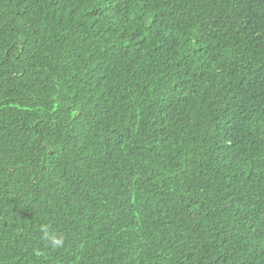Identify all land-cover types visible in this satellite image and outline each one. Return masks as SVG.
I'll list each match as a JSON object with an SVG mask.
<instances>
[{
    "label": "trees",
    "instance_id": "1",
    "mask_svg": "<svg viewBox=\"0 0 264 264\" xmlns=\"http://www.w3.org/2000/svg\"><path fill=\"white\" fill-rule=\"evenodd\" d=\"M0 264H264V0H0Z\"/></svg>",
    "mask_w": 264,
    "mask_h": 264
},
{
    "label": "clouds",
    "instance_id": "2",
    "mask_svg": "<svg viewBox=\"0 0 264 264\" xmlns=\"http://www.w3.org/2000/svg\"><path fill=\"white\" fill-rule=\"evenodd\" d=\"M62 239H56V238H52V243L55 245V246H57V247H59L61 244H62Z\"/></svg>",
    "mask_w": 264,
    "mask_h": 264
}]
</instances>
